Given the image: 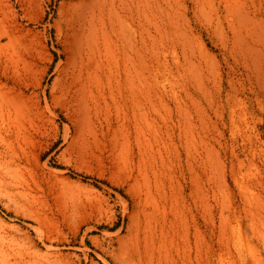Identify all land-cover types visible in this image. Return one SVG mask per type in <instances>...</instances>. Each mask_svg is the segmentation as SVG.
Instances as JSON below:
<instances>
[{
	"label": "rangeland",
	"instance_id": "1",
	"mask_svg": "<svg viewBox=\"0 0 264 264\" xmlns=\"http://www.w3.org/2000/svg\"><path fill=\"white\" fill-rule=\"evenodd\" d=\"M113 2L0 0V264H264V0Z\"/></svg>",
	"mask_w": 264,
	"mask_h": 264
},
{
	"label": "bare ground",
	"instance_id": "2",
	"mask_svg": "<svg viewBox=\"0 0 264 264\" xmlns=\"http://www.w3.org/2000/svg\"><path fill=\"white\" fill-rule=\"evenodd\" d=\"M111 1V3H114L113 1H115V0H110ZM121 1H123V0H121ZM145 2V1H144ZM97 4V3H96ZM150 4V3H149ZM113 5V4H112ZM153 6V5H152ZM82 7V6H81ZM84 7V6H83ZM151 7V6H150ZM148 8V7H147ZM80 9V8H79ZM82 9V8H81ZM128 9V8H127ZM91 11H90V16H91V23L92 24H94V20H96V16H98V19H99V21H101V20H104V18H103V14H102V12H101V8L100 7H97V6H94L93 8L91 7V9H90ZM115 10H117V9H115ZM140 10H141V8H140ZM145 10V9H144ZM80 11V10H79ZM89 12V11H88ZM112 12V11H111ZM113 13V12H112ZM76 15V14H75ZM117 15V14H116ZM127 15V14H126ZM144 15V14H143ZM118 18H119V16H118ZM144 18H145V16H144ZM90 19V18H89ZM108 19H109V31L108 32H110V34H115L116 36H119L120 37V35H121V32H116V30H115V23H114V19H112L110 16H108ZM119 19H121V18H119ZM125 19V18H124ZM139 20V19H138ZM122 21V20H121ZM121 21H118L119 22V26H120V28L122 29L123 27V24H124V22H122L121 23ZM106 22V21H105ZM80 23V22H79ZM84 24V23H83ZM126 24V23H125ZM89 25V24H88ZM83 26V25H82ZM90 26V25H89ZM131 26V25H130ZM84 27V26H83ZM96 27V26H95ZM105 27V25L102 27V29ZM105 28H107V27H105ZM127 28H128V25H127ZM130 28V27H129ZM132 28V27H131ZM121 29H119V30H121ZM105 30V29H104ZM118 30V29H117ZM134 30V29H133ZM96 33H97V29L94 31V33L92 34V33H90L92 36H93V42H92V44H94L95 43V35H96ZM125 34V33H124ZM78 35V34H77ZM89 35V34H88ZM133 36V35H132ZM90 37V36H89ZM138 37V36H137ZM92 38V37H91ZM123 38V37H122ZM118 39V38H117ZM120 39V38H119ZM124 40H125V38H124ZM127 40H128V38H127ZM90 41V40H89ZM125 42V41H124ZM88 44V43H87ZM86 44V45H87ZM90 44H91V41H90ZM91 44V45H92ZM127 46L129 47V50L130 51H133V52H136V49L135 48H137V46H136V44H137V42H133L132 40H129L128 42H127ZM95 46V45H94ZM135 47V48H134ZM114 50V49H113ZM127 51V50H126ZM125 51V52H126ZM123 53V52H122ZM114 54V53H113ZM128 55V54H127ZM113 57V56H112ZM130 58H131V61L128 59V61L127 62H131V67H132V69L133 68H135V66H136V62H135V60H134V58H132L131 56H130ZM72 60V59H71ZM75 60V59H74ZM82 60V59H81ZM83 61V60H82ZM81 61V62H82ZM80 62V63H81ZM69 63H71V62H69ZM73 63V62H72ZM71 63V64H72ZM83 63V62H82ZM71 64H70V66H71ZM73 65V64H72ZM80 65V64H79ZM79 65H78V67H79ZM83 65V64H82ZM82 65H80V66H82ZM128 65V64H127ZM75 67V66H74ZM80 70L78 71L79 73H78V75H74L73 76V79H74V77H75V79H76V81H79V82H81L83 79V77H82V71H81V68H79ZM71 70H72V68H71ZM74 70V69H73ZM134 70V69H133ZM132 70V71H133ZM76 71V72H77ZM72 73H73V71H71ZM67 73V72H66ZM77 74V73H76ZM135 74H137V73H135ZM91 75V74H90ZM134 75V74H133ZM136 76V75H135ZM72 78V77H71ZM72 79V80H73ZM110 80V79H109ZM135 79H134V77L132 76L131 77V83L133 84V86H134V81ZM74 81V80H73ZM75 81V82H76ZM1 83V82H0ZM71 84H74V83H71ZM79 84V83H78ZM84 84V83H83ZM71 86V85H70ZM111 86V85H110ZM83 87V86H82ZM8 88V87H7ZM77 89H80L79 87L77 88ZM85 90V89H84ZM112 90V89H111ZM3 91V90H2ZM1 91V92H2ZM132 91H133V96L134 97H136V95H137V91H136V88L135 87H133L132 88ZM0 92V106H1V102H3V101H5V99H6V97H4L5 96V93H1ZM80 92V91H79ZM81 93V92H80ZM83 95V94H82ZM7 100V99H6ZM1 108H2V106H1ZM2 123L3 124H5V120H4V118L2 119ZM0 128H1V125H0ZM5 167L8 165V162L5 160ZM1 164V163H0ZM147 214V213H146ZM149 223V222H148ZM222 223V222H221ZM261 223V222H260ZM248 224H250L249 222H248ZM149 226V225H148ZM253 226V225H252ZM257 226V225H256ZM180 227H181V225H180ZM254 227V226H253ZM175 228V227H174ZM171 229V228H170ZM249 229V228H248ZM263 229V228H262ZM255 230H256V228H255ZM148 231V230H147ZM167 231V230H166ZM149 232V231H148ZM171 232V231H170ZM173 232V231H172ZM169 233V232H168ZM253 233V232H252ZM251 233V234H252ZM174 234V233H173ZM242 234V233H241ZM250 234V235H251ZM149 235V234H148ZM175 235H176V232H175ZM181 235V234H180ZM248 235V234H247ZM256 235V234H255ZM262 235V234H261ZM178 236V235H177ZM197 236V235H196ZM253 236V235H252ZM155 237H156V235H155ZM182 237V236H181ZM258 237V236H257ZM1 238V237H0ZM165 238V237H164ZM169 238V237H168ZM173 238H175V237H173ZM184 238V237H183ZM139 239V238H138ZM150 239V238H149ZM149 239H148V241H149ZM159 239H160V236H159ZM166 239V238H165ZM188 239V238H187ZM186 239V240H187ZM185 240V241H186ZM248 240H249V238H248ZM147 241V240H146ZM161 241V240H160ZM168 241V240H167ZM174 241V240H173ZM151 242V241H150ZM159 242V241H158ZM187 242V241H186ZM162 243H163V241H162ZM176 243V242H175ZM183 243H185V242H183ZM242 243V242H241ZM248 243H249V241H248ZM132 244V243H131ZM146 244H148V243H146ZM150 244H152V243H150ZM149 244V245H150ZM166 244V243H165ZM169 244V243H168ZM173 243H171V245H172ZM157 245V244H156ZM159 245V244H158ZM170 245V246H171ZM166 246V245H165ZM175 246H176V244H175ZM181 246V245H180ZM183 246V245H182ZM185 246H186V244H185ZM246 246V245H245ZM159 248H160V246H159ZM162 248V247H161ZM177 248H178V246H177ZM249 248V247H248ZM139 249V248H138ZM164 249V248H163ZM183 249H184V247H183ZM190 249V248H189ZM263 249V248H262ZM199 250V249H198ZM140 251V250H139ZM152 251H154V250H152ZM161 251V250H160ZM169 251V250H168ZM174 251V250H173ZM179 252V251H178ZM177 252V253H178ZM184 252V251H183ZM260 252V251H259ZM124 253V252H123ZM158 253V252H157ZM164 253V252H163ZM162 253V256L164 255ZM168 253V252H167ZM181 253V252H180ZM264 253V252H263ZM161 254V253H160ZM128 256H129V254H127ZM151 255H153V254H151ZM155 255V254H154ZM259 255V254H258ZM131 256V255H130ZM146 256V255H145ZM256 256H257V254H256ZM122 257H123V255H122ZM151 257V256H150ZM173 257H174V255H173ZM185 257V256H184ZM264 257V256H263ZM262 257V258H263ZM129 258V257H128ZM137 258V257H136ZM186 258V257H185ZM224 258V257H223ZM124 259V258H123ZM132 259V262H133V258H131ZM156 259V258H155ZM170 259V258H169ZM174 259V258H173ZM56 260V259H55ZM178 260V259H177ZM181 260V259H180ZM121 261V260H120ZM124 261V260H123ZM165 261H167V260H165ZM181 261H183V260H181ZM122 262V261H121ZM126 262H128V261H126ZM141 262H142V260H141ZM131 263V262H130ZM166 263V262H165ZM258 263V262H257ZM129 264V263H128ZM164 264V263H163ZM167 264V263H166ZM169 264V263H168ZM183 264V263H182Z\"/></svg>",
	"mask_w": 264,
	"mask_h": 264
}]
</instances>
